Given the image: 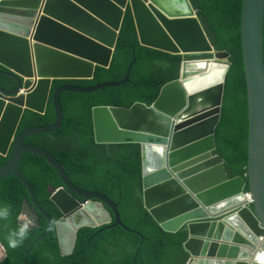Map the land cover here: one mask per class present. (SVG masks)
<instances>
[{
  "label": "water",
  "instance_id": "water-1",
  "mask_svg": "<svg viewBox=\"0 0 264 264\" xmlns=\"http://www.w3.org/2000/svg\"><path fill=\"white\" fill-rule=\"evenodd\" d=\"M128 8L142 46L182 56L179 78L165 85L150 107L94 108L95 141L140 145L145 210L165 233L187 234L186 264H256L255 255L264 251V0L242 3L247 182L230 180L224 161L214 155L229 71L221 61L228 56L215 51L189 0H0V66L16 82L14 91L0 88V154L8 157L12 151L0 169V183L16 177L23 185L30 203L24 204L22 217L35 222L31 230L40 227V217L48 223L47 233L27 254L54 228L62 257L73 254L83 229L121 227L143 242L122 224L118 205L75 187L54 156L24 144L29 137L61 129L63 93L125 86L135 60L121 82L56 89L54 124L16 136L25 111L45 114L53 81L92 80L97 67L109 68ZM203 61L206 70L184 75L188 62ZM26 154L44 159L64 185L49 188L50 200L62 215L55 225L19 170ZM7 257L0 244V264Z\"/></svg>",
  "mask_w": 264,
  "mask_h": 264
},
{
  "label": "trees",
  "instance_id": "trees-1",
  "mask_svg": "<svg viewBox=\"0 0 264 264\" xmlns=\"http://www.w3.org/2000/svg\"><path fill=\"white\" fill-rule=\"evenodd\" d=\"M189 1L215 51L228 56L225 61L229 71L220 122L215 130L214 155L224 161L230 180L241 178L247 182L248 103L241 42L243 0ZM134 60L125 86L90 94L63 93L60 96L64 117L61 129L53 134L29 137L24 144L41 148L54 156L75 187L102 194L118 205L122 224L139 234L143 242L121 227L83 229L78 233L73 254L62 257L54 228L51 236L35 245L28 255L30 247L48 231V223L39 216L40 227L30 230L25 242L13 250L8 247L6 237L18 228L24 204L30 200L19 180L10 177L0 183V208H10L8 219H0V244L8 254L1 264L187 263L189 255L184 250L187 234L183 231L174 235L165 233L145 210L140 145H107L95 141L94 108L130 109L137 103L150 107L162 88L179 78L182 56L142 46L129 8L109 68L97 67L92 80L53 81L45 114L25 111L16 136L32 128L54 124L52 96L56 89L65 85L89 88L121 82ZM6 72L0 66V88L11 92L16 89V82ZM10 155L0 154V169L7 164ZM19 170L41 209L57 223L62 215L50 200L49 188L60 189L64 185L53 167L36 155L26 154ZM245 192L248 193V187Z\"/></svg>",
  "mask_w": 264,
  "mask_h": 264
},
{
  "label": "clouds",
  "instance_id": "clouds-1",
  "mask_svg": "<svg viewBox=\"0 0 264 264\" xmlns=\"http://www.w3.org/2000/svg\"><path fill=\"white\" fill-rule=\"evenodd\" d=\"M10 215V208L8 206H4L0 208V219H8ZM34 221L26 220L19 224L18 228L10 231L6 237L7 245L9 248L15 250L19 248L25 240L28 238L29 232L31 228L34 226ZM53 224L56 222L53 221ZM256 264H264V251L257 252L255 255Z\"/></svg>",
  "mask_w": 264,
  "mask_h": 264
},
{
  "label": "bare ground",
  "instance_id": "bare-ground-1",
  "mask_svg": "<svg viewBox=\"0 0 264 264\" xmlns=\"http://www.w3.org/2000/svg\"><path fill=\"white\" fill-rule=\"evenodd\" d=\"M222 63V62H221ZM207 69L206 62H188L184 68L183 73L185 76H189L193 73L202 72Z\"/></svg>",
  "mask_w": 264,
  "mask_h": 264
},
{
  "label": "rangeland",
  "instance_id": "rangeland-1",
  "mask_svg": "<svg viewBox=\"0 0 264 264\" xmlns=\"http://www.w3.org/2000/svg\"><path fill=\"white\" fill-rule=\"evenodd\" d=\"M223 65H227L226 64V61H221ZM27 219L25 217H21L20 221L23 222V221H26Z\"/></svg>",
  "mask_w": 264,
  "mask_h": 264
},
{
  "label": "built area",
  "instance_id": "built-area-1",
  "mask_svg": "<svg viewBox=\"0 0 264 264\" xmlns=\"http://www.w3.org/2000/svg\"><path fill=\"white\" fill-rule=\"evenodd\" d=\"M246 196L249 198V194H246Z\"/></svg>",
  "mask_w": 264,
  "mask_h": 264
}]
</instances>
